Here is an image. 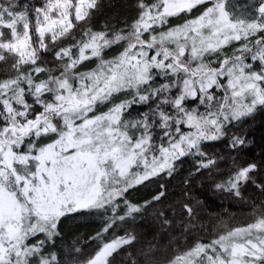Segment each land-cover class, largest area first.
<instances>
[{
    "label": "snow or ice",
    "instance_id": "obj_1",
    "mask_svg": "<svg viewBox=\"0 0 264 264\" xmlns=\"http://www.w3.org/2000/svg\"><path fill=\"white\" fill-rule=\"evenodd\" d=\"M227 3L140 0L130 31L110 36L85 30L75 44L55 51L63 66L54 73L39 65L40 53L70 37L98 0H45L34 8L0 0V61L11 56L15 73L0 80V264H59L55 253L44 254L46 241L31 239L43 233L51 240L67 213L105 206L115 212L117 198L130 187L165 170L170 174L174 161L193 149L203 155L202 141L219 139L227 122L264 106V0L251 16L236 15ZM200 5L209 6L162 30L169 18ZM122 41L123 51L104 59V50ZM234 44L232 54L223 55ZM93 58L94 69L78 70ZM157 79L164 82L153 87ZM124 93L132 99L113 103ZM103 104L112 106L98 112ZM133 104L149 110L125 119ZM156 128L166 142H154ZM255 169L250 164L237 170L226 190L240 196L241 183ZM139 211L127 206V215ZM134 239L103 243L86 264H109L113 252ZM168 264H264V212L209 243L196 241Z\"/></svg>",
    "mask_w": 264,
    "mask_h": 264
},
{
    "label": "trees",
    "instance_id": "obj_2",
    "mask_svg": "<svg viewBox=\"0 0 264 264\" xmlns=\"http://www.w3.org/2000/svg\"><path fill=\"white\" fill-rule=\"evenodd\" d=\"M22 3L34 8L43 6L45 0H22ZM139 4L140 0H98L90 18L78 23L70 37L55 45L49 43V50L40 53L39 65L52 69L54 73L62 68L63 62L56 59L55 51L75 44L85 30L106 32L110 36L130 31L140 15ZM258 4L259 0H228L227 7L236 15L251 16L256 14ZM207 6L200 5L191 13L169 18L162 30L183 24L198 16ZM125 46L123 41L113 44L104 50V59L119 55ZM237 46L227 47L223 55H231ZM73 52L75 54L76 50ZM209 59L215 60L216 57ZM12 63L11 56L0 61V80L15 74ZM97 63L95 58L84 61L78 70L91 71ZM46 76L47 73L40 74L41 79ZM163 82V79H157L153 87ZM131 99L132 94L125 93L113 101L118 103ZM29 103H32L31 99ZM191 104L189 102V106ZM148 110L149 105L133 104L125 116L139 119ZM223 131L224 135L219 139L201 142L199 152L203 155L197 151L190 152L174 161L170 174L165 170L130 187L117 198L115 212L113 206H105L67 213L59 219L57 235L51 240L40 233L30 242L46 241L44 254L55 253L59 264H85L103 243L116 237L133 236L135 239L130 244L113 252L109 264H168L174 255L187 250L196 241L209 243L232 227L253 222L264 212V106H258L251 114L230 122ZM160 132L163 130L156 128L153 134ZM164 139L161 137L160 140L163 142ZM234 140H242L243 143L234 146ZM41 142L49 141L43 139ZM209 159L215 163L208 168L200 166ZM250 164H255L256 169L249 174L247 182L241 183L240 196L226 190V187H217L223 178ZM157 196L160 198L154 199ZM128 205L139 206L140 211L127 215ZM185 206L192 212L189 213ZM106 227L108 230L104 231Z\"/></svg>",
    "mask_w": 264,
    "mask_h": 264
},
{
    "label": "rangeland",
    "instance_id": "obj_3",
    "mask_svg": "<svg viewBox=\"0 0 264 264\" xmlns=\"http://www.w3.org/2000/svg\"><path fill=\"white\" fill-rule=\"evenodd\" d=\"M34 41H36V39H33V42ZM118 56V55H117ZM114 57H116V56H111L109 59H112V58H114ZM108 59V60H109ZM212 61H215V60H212ZM122 95H125V93L124 94H122ZM217 95L219 96V95H222V93H220V92H218L217 93ZM116 97H114V99H115ZM113 99V100H114ZM113 103H115L114 101H113ZM197 104H198V102H196V103H193V104H191L189 107H197ZM112 105L111 104H103V105H99L98 106V108H97V111L98 112H102V111H107L108 110V108L109 107H111ZM259 106V105H258ZM257 106V107H258ZM152 107H155V105L154 104H152ZM200 111H204V106H200ZM127 114V113H126ZM133 117V116H132ZM138 118V117H137ZM241 118H243V117H241ZM125 119H129V118H127L126 116H125ZM134 119H136V118H130L129 120H134ZM233 121H236V120H231L230 122H233ZM230 122H227L226 124H225V126L224 127H226ZM188 129L185 127L184 128V131H187ZM155 132H156V130H155ZM162 135V136H161ZM153 136H154V142L156 143V144H159V143H162V140H160L161 139V137H164V132H160V134L158 133V134H153ZM45 140H47V139H45ZM163 142H166V139H164V141ZM47 143V142H46ZM194 151H196L195 149H193L191 152L193 153ZM190 153V152H189ZM138 171H142V169H139ZM235 173V172H234ZM234 173H231L229 176H227V177H225V178H223L222 180H221V183L220 184H224L225 185V187L227 188V181L229 180V178L234 174ZM153 177V176H152ZM152 177H149V179H151ZM149 179H147V180H149ZM147 180H145V181H147ZM145 181H143V182H145ZM142 182V183H143ZM141 184V183H140ZM123 237H125V236H123ZM117 238H119V237H116V238H114V239H111L110 241H112V240H115V239H117ZM109 241V242H110ZM127 245V244H126ZM123 246H125V245H123ZM122 247V246H121ZM86 264V263H85Z\"/></svg>",
    "mask_w": 264,
    "mask_h": 264
}]
</instances>
